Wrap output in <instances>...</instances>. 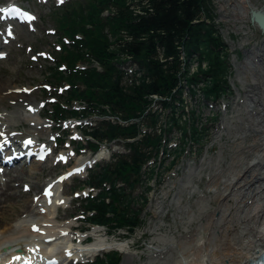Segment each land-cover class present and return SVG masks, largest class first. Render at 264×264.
<instances>
[{"label":"trees","instance_id":"obj_1","mask_svg":"<svg viewBox=\"0 0 264 264\" xmlns=\"http://www.w3.org/2000/svg\"><path fill=\"white\" fill-rule=\"evenodd\" d=\"M52 18L58 48L47 54L52 60L42 89L56 94H49L55 98L49 103L50 119L60 124L99 117L83 130L85 143L78 141V149L96 152L103 143L121 141L128 150L88 169L79 187L96 189V194L80 200L82 214L111 234L123 229L131 235L142 224L147 202L146 161L167 150L163 142L173 129L183 143L187 136L196 142L204 138L206 128L196 126L199 117L185 109L183 82H201L205 98L225 89L227 47L211 0H67ZM191 59L199 63L195 72L189 70ZM127 63L136 66L131 75L122 67ZM141 187L143 193L134 195ZM120 259L111 251L89 264H119Z\"/></svg>","mask_w":264,"mask_h":264},{"label":"rangeland","instance_id":"obj_2","mask_svg":"<svg viewBox=\"0 0 264 264\" xmlns=\"http://www.w3.org/2000/svg\"><path fill=\"white\" fill-rule=\"evenodd\" d=\"M66 1L67 0H0V2L3 3L0 4V7L11 6L13 9H16V12L17 10H29L34 15V18L29 23H25L20 22L17 18L9 16L10 13L6 15L3 13V10L0 11V16H5L4 18H0V54H2V56H0V86L8 85L14 87V92L23 90L28 99L34 100L33 103L35 104V108L33 109H38L41 116L45 118L40 121L44 124V128H46L47 132L46 134L42 133L39 141H34L36 143L34 147L36 148L39 146L41 149L45 148L46 155L41 159H36V150L33 149L32 158L35 157L39 162L32 160L27 164L16 166L19 169H24L27 175L21 174V172H19L20 174L18 173L20 176L18 182L20 183L17 188L12 191L16 194L13 200L14 206L8 209L10 214L8 222L14 224L23 220V224H26V228H28L32 220L45 222L43 220L47 218L50 220L47 221L48 224L55 228L59 222L66 220L74 225L75 235H88V231L93 225L85 221V216L82 214L83 208L81 204H79V201L87 196L90 189L79 186L86 179L90 167L95 163L103 164L111 161L112 154L124 153L126 148L121 141L103 143L101 148L108 152V156L98 161H94L91 151L87 148H83L80 154L76 155L75 152H77L79 148L77 146L78 141L85 143V135L82 133L83 130L88 124H96L100 118L92 116L82 121L69 118L62 121L60 124L54 123V121L52 122L50 119L48 112L50 108L49 103L54 101L55 98L50 97L49 94L52 93L53 90L49 88L46 89L47 91H43L42 89H45L47 83L44 74L46 67L51 64L52 60L47 54L51 52L53 46L56 45L54 41V20L52 18V12L57 6L63 5ZM248 1L258 9L262 7V0ZM211 3L214 9V23L219 27V32L227 46L226 59L231 65L227 77V84L231 89L228 95L223 96V99H221L227 101L225 105H221V112L218 113L216 112L217 108H208L209 105H215L216 102L206 103L203 100L204 98L200 90H196L195 97L190 96L188 92H184L183 99L186 109L195 108L198 117L200 116V124L198 120L196 126L200 127L202 121L204 124L207 123L211 126V131L209 134L206 133L204 138L198 141L199 143H192L195 141H190L191 139L188 137L184 139L185 143H183L179 132L173 131L169 136L173 144L171 151L176 153V150H179L181 146H183V149L178 153V156H176L174 163L170 164L172 157L166 153H162L161 157L162 159L164 158L162 165L152 162L153 159L149 161L144 174L145 183H148L150 188L146 191L148 199L141 214L143 221L131 235L127 234L123 229L109 235L110 232L107 229L99 227L102 230H100V234L106 235L109 240L116 242L126 240L129 242L130 247L128 251L133 255V261L129 263L128 260H125V254L122 251H118L121 256L119 264H148L149 261L153 260L152 258L155 257L153 250L155 246L158 245V242L155 241V236L158 235H165L172 237L176 241L178 240L174 244L176 248H178L180 241L190 239V237H192L190 232H193V229L198 227H200L198 233L199 237H206L207 232L202 229L205 217L212 213L214 208L218 206L220 200L219 197L214 196V192L207 191L206 189L207 185L210 184V176L212 178V173L219 168V170L223 171L222 175L223 178H225L227 169L229 168L228 166L233 157V152L237 149V145L235 144L236 140L232 137L233 135L230 134V132L227 133V129L222 131L221 126L226 125L227 127L228 125L233 133L234 126L231 125V122L235 121L237 123V121H243L238 117L235 109L240 108V113L244 114V108L246 106H244L242 102V104L237 107L236 102L238 99H241V101L244 100V90H247L251 84L258 81L261 82V80L254 81L255 78L250 75L251 71L259 75L261 74L264 78V74H262L261 71L264 65V59H260L261 56H258L260 53L258 51L259 49H263L264 51V31L260 30L255 23L251 22L250 14L242 19L239 18L242 17V15L236 12L234 7L235 4H241L239 0H211ZM9 32L10 34H8ZM256 56L258 57L256 58ZM244 73L247 74L245 75ZM261 84L262 83H260V85ZM53 94L56 95L54 92ZM58 94L63 95V93ZM154 100H157V98H154ZM4 106L5 108L3 106L0 107V112H8L15 108L9 99H6ZM75 106L77 107L78 105L75 104ZM152 106H157L156 101L153 102ZM22 111L31 114L30 111H27L26 107L23 108ZM31 115H33V117H31L32 119L37 118L34 114ZM210 117H213V119H210ZM162 118L164 120L167 116H163ZM21 121L22 122L14 121L11 123L12 125L8 127V130L16 134L17 138L23 137L26 131L30 129L27 121ZM71 122H74L75 126H71V124H69ZM243 125H246L245 121H243ZM143 128L146 129L147 127L144 126ZM66 133L68 134V140L64 141V135ZM48 134L49 136H47ZM245 134L246 133H242V135ZM249 134L253 135L254 133ZM35 137L40 136L35 135ZM248 138L250 139L251 136ZM244 143L248 144V141H244ZM61 157H65V159H60ZM82 157H88V159H90L86 166L78 173L67 176L66 173L70 171L73 165L77 164V160ZM2 169H5V167H2ZM152 169L153 173L151 174ZM11 175L12 173L10 176ZM59 176H62V178L60 179ZM187 177H190V185L194 188L192 191L189 188H183V183L186 181ZM53 181L57 183V191L60 193L59 199H57L59 205L57 209L55 206L45 209L39 205L43 202L37 200L43 193L44 186L48 182ZM22 183L23 186H20ZM222 186L221 183L217 185L219 189H221ZM143 188L144 187L137 188L136 191L133 192L134 195H138L141 192L143 193ZM81 189L84 190L81 191ZM31 200H33L34 206L27 212L25 211V206ZM202 200L208 201V206L204 208V211L203 209H198ZM186 207L188 210L185 213L183 209H186ZM39 209H42L43 212ZM190 211L194 214L192 215L193 219L190 222H186L185 218L187 215L191 214ZM216 213L217 212L214 214L215 217L218 215ZM53 215L57 216V221L51 220ZM79 230L80 233L78 232ZM32 238L33 237L29 235L20 237L23 243L21 246L24 248H34L33 245L30 244ZM26 240L28 241L26 242ZM86 240L88 241L91 239ZM198 240H196V244ZM56 241L60 242L63 240L58 239ZM184 245L180 243V246ZM187 249L190 255L185 259L184 264H194L193 261H197L201 258L204 246L199 248L196 247V245L190 244ZM66 250L67 249L64 250L62 256L55 255L57 258L54 256V258L59 260V264H89L95 261L97 256L103 257L106 252L116 251H100L96 255L86 259L87 261H82L81 259L74 261L70 260L75 257L73 256L74 254H70V252ZM209 250L210 248H208L207 251ZM38 253L37 251L33 253L32 256ZM28 254L30 253H27V255ZM4 257L5 255L3 254L0 258Z\"/></svg>","mask_w":264,"mask_h":264},{"label":"bare ground","instance_id":"obj_3","mask_svg":"<svg viewBox=\"0 0 264 264\" xmlns=\"http://www.w3.org/2000/svg\"><path fill=\"white\" fill-rule=\"evenodd\" d=\"M239 1L241 4H235L234 7L236 12L242 15V17H239L241 19L249 15L252 10H259L248 0ZM4 11L10 12L12 9L9 10V8L6 7ZM8 34H10V32ZM258 51L260 52L258 55L261 56L260 59H264L263 49H259ZM258 56H256V58ZM195 63L196 62H190V72L194 71ZM263 70L264 65L261 68L262 72ZM244 74L246 75L247 73ZM250 75L255 78L254 81L261 80V82H254L247 90H244L245 96L243 105L246 106L244 108L245 113H240V108L235 109L238 117L245 121L246 125H243V121H237V123L232 121L231 125L234 126L233 133L230 130L231 128L229 129L227 125V133L230 132V134L233 135L232 137L235 138V144L237 145V149L234 150L233 157L228 166L227 175L223 178V171L217 168L216 171L212 173V178L210 176V184H208L206 188L207 191L214 192V196L220 198L218 206L214 208L212 213L205 217L202 229L207 232L206 237H199L198 233L200 227H198L193 229V232L189 231L192 236L190 239L180 241L181 244H185L184 246H180L179 243L178 248H176L174 244L178 240L176 241L172 237L165 235L155 236V241L158 242V245H156L153 250L155 257L152 258L153 260L149 261L148 264H184L185 259L190 255L187 249L190 244L196 245V247L199 248L204 246L201 258L197 261H193L194 264H248L251 260L258 258L264 252V78L261 74L259 75L253 71H251ZM260 83L262 84L260 85ZM14 91V87L8 85L0 86V107L3 106L5 108L4 102L6 99H9L15 107L14 110L0 112V150H5L6 156L11 154L14 156L16 151L10 152V147L13 143L20 147L23 144L22 149L23 151L28 150V154L33 151V149L36 150V153L45 151V148L41 149L39 146L36 148L34 147V145H36L34 141H39L42 133H47L44 124L40 121L45 118L41 116L38 109H33L35 108V104L33 103L34 100L28 99L23 90L18 92ZM152 97L157 98L156 95H152ZM25 107L27 111H30L31 114H34L37 118L32 119L31 117H33V115L27 114V112L24 113L22 110ZM21 120L27 121L32 130L29 129L23 137L17 138L16 134L8 130V127L12 125V122H22ZM69 124L75 126L74 122ZM242 133L246 134L242 135ZM249 133L254 134L251 135ZM35 135H39L40 137H35ZM47 136H49V134ZM249 136H251L250 139L248 138ZM28 139L31 140L32 143L25 145L24 140ZM18 140L20 142H18ZM244 141H248V144L244 143ZM107 156L108 152L101 148L95 155L94 160H100ZM32 160L39 162L35 157L28 160V162ZM89 160L88 157H82L77 160V164L73 165V167H83ZM14 163L15 161L7 163L4 166L5 169L0 170V254L6 255L4 260L15 255L13 251L16 252L17 247L23 248L21 246L23 243L20 237L29 235L33 237L30 244L33 245L34 248L39 247V249H37L39 252L38 254L40 255L41 253V256L44 255L43 257H45V259L47 257L50 262L54 260L52 257L55 255L62 256L64 250L67 249L66 251H70V254L73 253V256H75L74 258L77 260L88 259L100 251L118 250L125 254V260L132 263L133 255L128 251L130 247L129 242L126 240L118 242L109 240L106 235L100 234L101 229L98 226L91 227V231L88 232L89 234H93L95 238L83 243L81 240L86 237V234L75 235L74 225L66 220L59 222L55 228L48 224L47 221L50 220L47 218L43 220L45 222L32 220L28 228H26V224H23V220L10 224V222H8L10 219L8 209L14 206L13 200L16 194L12 191L17 188L20 183L18 182L20 179L19 172L27 175L24 169L17 168ZM31 167L34 168L33 166ZM11 173L12 175L10 176ZM190 182V177H187L186 181L183 183V188H189L192 191L194 188L190 185ZM219 183L223 185L221 189L217 187ZM56 185L57 183H55V181L48 182L45 185L50 188L46 194H41L37 200L43 202L39 204L41 207L46 209L55 206L57 209L59 205L57 199H59L60 193L57 191L58 188ZM20 186H23V183L20 184ZM207 204L208 201L202 200L198 209H203L204 211V208L208 206ZM32 206H34L33 200L27 203L25 211L28 212ZM187 207L183 209L185 213L188 210ZM40 211L43 212L42 209ZM190 212L191 214L188 213L189 215L185 218L186 222H190L193 219L192 215L194 214L192 211ZM215 212L218 214L217 217L214 216ZM51 220L57 221V216L53 215ZM33 225H36V228L33 229ZM58 239H62L63 241H56ZM196 240H198L197 244ZM27 241L28 240H26V242ZM208 248H210L209 251H207ZM37 251L34 250L30 252V248L27 247V251L25 254L23 253L22 258L31 260V258H33L31 256ZM27 253H30V255H27ZM57 256L55 257L57 258ZM51 264H58V262L55 261Z\"/></svg>","mask_w":264,"mask_h":264},{"label":"water","instance_id":"obj_4","mask_svg":"<svg viewBox=\"0 0 264 264\" xmlns=\"http://www.w3.org/2000/svg\"><path fill=\"white\" fill-rule=\"evenodd\" d=\"M251 22L255 23L261 30H264V0H262V7L250 13Z\"/></svg>","mask_w":264,"mask_h":264},{"label":"snow or ice","instance_id":"obj_5","mask_svg":"<svg viewBox=\"0 0 264 264\" xmlns=\"http://www.w3.org/2000/svg\"><path fill=\"white\" fill-rule=\"evenodd\" d=\"M16 9H13V11H15ZM33 17H30V19H32ZM25 91H27V90H25ZM31 110V109H30ZM30 143H32V141L31 140H28V141H26L25 142V144L27 145V144H30ZM41 158H43V157H41ZM60 159H65V157H61ZM82 169H77V171H81ZM16 259H20V257H16Z\"/></svg>","mask_w":264,"mask_h":264},{"label":"built area","instance_id":"obj_6","mask_svg":"<svg viewBox=\"0 0 264 264\" xmlns=\"http://www.w3.org/2000/svg\"><path fill=\"white\" fill-rule=\"evenodd\" d=\"M195 67H196V63H195ZM195 67H194V70L196 69ZM192 72H193V71H192Z\"/></svg>","mask_w":264,"mask_h":264}]
</instances>
